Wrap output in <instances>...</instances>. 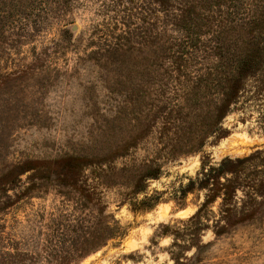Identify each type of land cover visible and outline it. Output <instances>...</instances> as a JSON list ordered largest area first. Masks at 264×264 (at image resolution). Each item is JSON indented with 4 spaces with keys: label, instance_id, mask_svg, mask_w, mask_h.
Segmentation results:
<instances>
[{
    "label": "rangeland",
    "instance_id": "1",
    "mask_svg": "<svg viewBox=\"0 0 264 264\" xmlns=\"http://www.w3.org/2000/svg\"><path fill=\"white\" fill-rule=\"evenodd\" d=\"M91 2L36 29L0 23V264H264V66L212 136L225 62L173 59L165 40L183 34L151 0ZM226 179L233 198L204 207Z\"/></svg>",
    "mask_w": 264,
    "mask_h": 264
},
{
    "label": "trees",
    "instance_id": "2",
    "mask_svg": "<svg viewBox=\"0 0 264 264\" xmlns=\"http://www.w3.org/2000/svg\"><path fill=\"white\" fill-rule=\"evenodd\" d=\"M88 1L98 3V9L102 12L111 10L116 12L118 9H122V12L127 9L130 12L132 8L137 7L145 10L151 4L147 2L148 0H0V23L3 25L20 23L24 27L36 29L79 5L84 6V2ZM151 1L158 4L165 12L167 22L183 34L178 44L177 38L167 36L165 40L171 45L168 49L176 47L179 49L172 50L173 59H181L189 63L192 54L212 53L222 60V65L216 66L217 68H225L223 62L228 66L225 72L227 74L221 80L222 87L217 85L215 88V90L221 89V97L218 99L219 103L212 108L211 122L208 125L210 135L225 134L222 127L223 120L239 98L244 81L254 76L264 66V0ZM232 33L238 35L231 39ZM126 34L129 32L125 30L124 34L118 35L116 39H124ZM70 36L74 38L71 32ZM207 36L205 40L204 37ZM115 46L120 48L118 43ZM185 58L188 59L185 60ZM249 159L236 161L226 159L219 167L210 168L208 176L214 175L211 180H215V178L220 179L227 172L235 174ZM155 176L150 174L148 178H155ZM235 182L233 179H226L224 183L218 181L217 185L219 184L220 188L213 189L215 195L213 194L212 198L209 196L204 207L213 203L219 196L217 192L221 188L224 190V201L232 199L237 189L234 187ZM138 190L142 191V189ZM157 202V197L147 198L135 204L133 211L151 209ZM190 222L201 223L198 216L191 217ZM121 233L122 231L118 229L115 236ZM174 259L178 264H184L181 258Z\"/></svg>",
    "mask_w": 264,
    "mask_h": 264
},
{
    "label": "water",
    "instance_id": "3",
    "mask_svg": "<svg viewBox=\"0 0 264 264\" xmlns=\"http://www.w3.org/2000/svg\"><path fill=\"white\" fill-rule=\"evenodd\" d=\"M73 29L76 31L77 30V26H74Z\"/></svg>",
    "mask_w": 264,
    "mask_h": 264
}]
</instances>
